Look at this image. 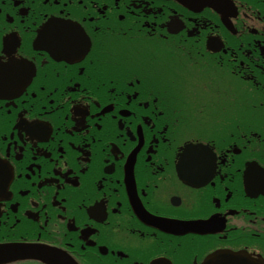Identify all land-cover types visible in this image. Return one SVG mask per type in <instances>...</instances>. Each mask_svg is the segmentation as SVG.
<instances>
[{
  "label": "flooded vegetation",
  "instance_id": "flooded-vegetation-1",
  "mask_svg": "<svg viewBox=\"0 0 264 264\" xmlns=\"http://www.w3.org/2000/svg\"><path fill=\"white\" fill-rule=\"evenodd\" d=\"M209 1L0 0V264L264 262V0Z\"/></svg>",
  "mask_w": 264,
  "mask_h": 264
},
{
  "label": "water",
  "instance_id": "water-1",
  "mask_svg": "<svg viewBox=\"0 0 264 264\" xmlns=\"http://www.w3.org/2000/svg\"><path fill=\"white\" fill-rule=\"evenodd\" d=\"M34 251V249L33 250H28V253H31V252H33ZM29 255H32V254H28V256ZM34 256H38V257H41V255H34ZM223 257H226L225 255H222ZM231 256H233V257H236V260H237V262L238 261H243V262H246V264L248 263V264H259V262L256 260V259H254V258H251L250 256H242V255H231ZM5 260H7V258H5V257H0V262H2V261H5ZM51 264H53V262L52 261H49Z\"/></svg>",
  "mask_w": 264,
  "mask_h": 264
}]
</instances>
